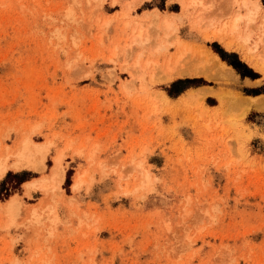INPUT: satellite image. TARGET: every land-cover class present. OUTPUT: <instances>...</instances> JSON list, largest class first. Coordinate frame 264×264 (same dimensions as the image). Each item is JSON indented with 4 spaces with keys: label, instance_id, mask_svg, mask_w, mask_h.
<instances>
[{
    "label": "rangeland",
    "instance_id": "obj_1",
    "mask_svg": "<svg viewBox=\"0 0 264 264\" xmlns=\"http://www.w3.org/2000/svg\"><path fill=\"white\" fill-rule=\"evenodd\" d=\"M189 1L0 0V156L40 150L0 178V264H264V110L185 94H264V73L163 81L176 54L224 53L205 35L236 4ZM58 155L61 189H46Z\"/></svg>",
    "mask_w": 264,
    "mask_h": 264
},
{
    "label": "bare ground",
    "instance_id": "obj_2",
    "mask_svg": "<svg viewBox=\"0 0 264 264\" xmlns=\"http://www.w3.org/2000/svg\"><path fill=\"white\" fill-rule=\"evenodd\" d=\"M233 2L236 4V8L232 13L222 20L217 19L213 23L209 22L211 30L205 35V39L217 41L225 50H241V59L255 71L264 73V55L255 53L257 45L262 44L260 47L264 46V12L261 21L256 22L257 14L262 5L257 0H233ZM193 3L194 0H190L187 4L191 5ZM151 13L153 21L159 24L164 31L172 28L177 19V16L172 13H162L157 10ZM136 37L140 38V33ZM251 41V45L246 46V43ZM183 56V53L174 56L173 62L167 65L165 69L163 81L185 77H201L206 80H221L227 83H236L239 80L234 68L209 48L198 47L194 51L193 57L189 58L187 62L180 61ZM185 94L197 98V100H203L207 96H215L221 106L241 108L244 112L252 108L264 110V94L244 96L232 90L215 91L212 87L204 85L189 88L185 91ZM28 142L23 141L22 145L14 151L7 150L3 156H0V178L8 170L18 171L35 165L33 156L34 153L36 154L40 150L35 145L29 146ZM10 157L12 161L8 162L7 158ZM61 161L62 155H58L54 159L49 176L40 180L42 187L55 190L61 189L60 186L64 179ZM33 184L32 181L31 183H25L27 194L32 192ZM80 184L81 175L78 173L75 175L71 187L77 189ZM16 204L17 198L15 196L8 200L6 208L10 214Z\"/></svg>",
    "mask_w": 264,
    "mask_h": 264
},
{
    "label": "crops",
    "instance_id": "obj_3",
    "mask_svg": "<svg viewBox=\"0 0 264 264\" xmlns=\"http://www.w3.org/2000/svg\"><path fill=\"white\" fill-rule=\"evenodd\" d=\"M222 51L224 52V54H226V56L229 58H231L230 60L231 61H233L234 63H236V65L238 66V70L242 73V77H240V74L235 70V72H236V74H237V76H238V78L239 79H247L248 81H253V80H255L256 79V77H254V76H251V75H257L258 73V71L257 72H255L254 71V69L252 70L251 69V67L247 64V63H245L242 59H241V50H236V51H234V50H231V51H233V52H231V51H229V50H227V51H225V50H223L222 49ZM234 52H236L237 53V55L234 53ZM244 62H242V61ZM250 67H248L247 65ZM230 65V64H229ZM231 66V65H230ZM232 67V66H231ZM233 68V67H232ZM1 202V201H0ZM4 235V233L3 232H1L0 231V238H2L1 236H3ZM10 235L14 238V234H11L10 233ZM6 239H9L8 237H6ZM17 248H16V246L15 247H13L12 249H11V251H12V253L14 254V252L15 251H17L16 250ZM19 258V257H18Z\"/></svg>",
    "mask_w": 264,
    "mask_h": 264
},
{
    "label": "trees",
    "instance_id": "obj_4",
    "mask_svg": "<svg viewBox=\"0 0 264 264\" xmlns=\"http://www.w3.org/2000/svg\"><path fill=\"white\" fill-rule=\"evenodd\" d=\"M216 43V42H215ZM222 48V47H221ZM223 49V48H222ZM224 50V49H223ZM236 54V53H235ZM219 57L221 59H223L228 65L230 64L239 74H240V77H242V73L238 70V66L236 65V63H234L233 61H231L230 59H228V57L224 54V53H218ZM237 55V54H236ZM238 56V55H237ZM244 63V62H243ZM183 80H190L189 78L188 79H183ZM189 86H185L183 87L181 90H177L174 94H170L171 96H176L177 94H179L180 92H182L185 88H187ZM256 95V94H255Z\"/></svg>",
    "mask_w": 264,
    "mask_h": 264
}]
</instances>
